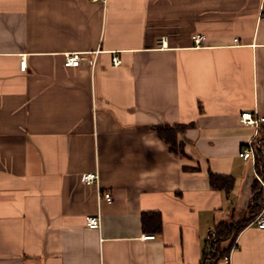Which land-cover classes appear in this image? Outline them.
Segmentation results:
<instances>
[{
  "label": "crops",
  "instance_id": "crops-1",
  "mask_svg": "<svg viewBox=\"0 0 264 264\" xmlns=\"http://www.w3.org/2000/svg\"><path fill=\"white\" fill-rule=\"evenodd\" d=\"M74 51L88 58L66 66ZM243 111L264 115V0H0V264H264L253 222L230 262L209 256L261 175ZM175 123H193L184 155L155 130Z\"/></svg>",
  "mask_w": 264,
  "mask_h": 264
},
{
  "label": "trees",
  "instance_id": "trees-1",
  "mask_svg": "<svg viewBox=\"0 0 264 264\" xmlns=\"http://www.w3.org/2000/svg\"><path fill=\"white\" fill-rule=\"evenodd\" d=\"M193 123H175L161 124L155 127L159 137L169 145L170 149L179 154L184 155V147L178 141V134L185 132ZM256 148V167L259 174L264 175V124L259 127ZM197 167H192V169ZM235 179L232 175L210 173V184L212 188L224 189L231 191L233 189ZM254 197L250 206V217L241 220H222L218 222L209 234L210 251L209 256L212 260L223 259L224 255L231 251V248L240 232L252 223L257 214L264 207V194L260 189L258 179L254 183ZM142 223L145 230L160 233L162 231V217L156 212H147L142 215ZM231 242L230 247H225V243Z\"/></svg>",
  "mask_w": 264,
  "mask_h": 264
},
{
  "label": "built area",
  "instance_id": "built-area-1",
  "mask_svg": "<svg viewBox=\"0 0 264 264\" xmlns=\"http://www.w3.org/2000/svg\"><path fill=\"white\" fill-rule=\"evenodd\" d=\"M192 38L194 39L195 43L197 45L201 44L204 40V34L202 33H194L192 35ZM88 54L85 52L80 51H74V52H68L65 54V65L66 66H79L82 62V60L87 59ZM121 59L115 55L113 57V63L115 65H119L121 63ZM27 67V61L25 58H23L20 62V69L25 71ZM240 121L244 124L251 125L253 127H256L257 130H259V127L264 124V115H259L258 113H254L252 111H243L240 116ZM257 140L251 141L248 144L245 145L242 152H240V156L244 157L245 159H249L252 157H255V152L258 144L256 143ZM83 181L87 184H94L95 182L99 181V172L98 171H92L84 173ZM260 189L262 190L264 194V177L261 175L257 176ZM103 197L108 201L111 202L113 200V195L109 191H105L102 193ZM253 223H255L258 227L264 229V207L263 209L257 214L255 219L253 220ZM86 225L92 229H99L101 228V216L100 215H88L86 217ZM211 232V231H210ZM154 234L146 235L145 238L150 239L154 238ZM237 248V242L233 244L231 251ZM231 251L224 255L223 260L226 262L231 261Z\"/></svg>",
  "mask_w": 264,
  "mask_h": 264
}]
</instances>
